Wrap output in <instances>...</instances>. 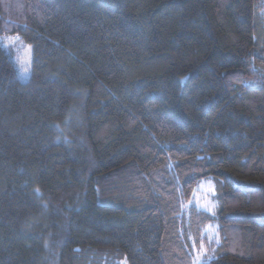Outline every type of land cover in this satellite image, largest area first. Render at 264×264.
I'll return each instance as SVG.
<instances>
[{
	"label": "trees",
	"instance_id": "16d2710c",
	"mask_svg": "<svg viewBox=\"0 0 264 264\" xmlns=\"http://www.w3.org/2000/svg\"><path fill=\"white\" fill-rule=\"evenodd\" d=\"M0 264H264V0H0Z\"/></svg>",
	"mask_w": 264,
	"mask_h": 264
},
{
	"label": "rangeland",
	"instance_id": "374dc122",
	"mask_svg": "<svg viewBox=\"0 0 264 264\" xmlns=\"http://www.w3.org/2000/svg\"><path fill=\"white\" fill-rule=\"evenodd\" d=\"M211 193H212V191H211L210 187H208V186L204 187L201 191H199V194L201 195L197 200L199 207H205V209L208 208L210 210V208H211L210 202L212 200L211 199Z\"/></svg>",
	"mask_w": 264,
	"mask_h": 264
}]
</instances>
